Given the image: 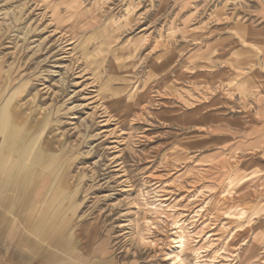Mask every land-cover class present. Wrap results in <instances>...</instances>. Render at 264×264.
<instances>
[{"label":"rangeland","instance_id":"374dc122","mask_svg":"<svg viewBox=\"0 0 264 264\" xmlns=\"http://www.w3.org/2000/svg\"><path fill=\"white\" fill-rule=\"evenodd\" d=\"M249 6L0 0V183L32 196L48 175L52 261L264 264V24Z\"/></svg>","mask_w":264,"mask_h":264},{"label":"crops","instance_id":"0c3cea01","mask_svg":"<svg viewBox=\"0 0 264 264\" xmlns=\"http://www.w3.org/2000/svg\"><path fill=\"white\" fill-rule=\"evenodd\" d=\"M247 1L252 6L246 14L264 24V0ZM49 184L50 178L44 175L33 184L32 196L24 195L22 183L18 192L8 196L6 183H0V264H66L51 260L56 257L52 250L56 236L51 226H55L58 210L53 206L55 198Z\"/></svg>","mask_w":264,"mask_h":264},{"label":"bare ground","instance_id":"6f19581e","mask_svg":"<svg viewBox=\"0 0 264 264\" xmlns=\"http://www.w3.org/2000/svg\"><path fill=\"white\" fill-rule=\"evenodd\" d=\"M179 237H180V239L178 241L179 244H177L173 247L174 248V256L173 257H174V259H176V261H181L180 252L184 246V239H183L182 235L180 234Z\"/></svg>","mask_w":264,"mask_h":264}]
</instances>
